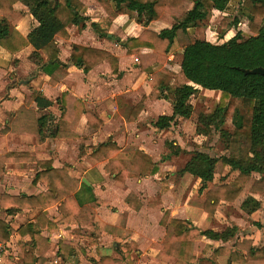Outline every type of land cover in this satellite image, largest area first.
I'll use <instances>...</instances> for the list:
<instances>
[{
	"label": "trees",
	"instance_id": "1",
	"mask_svg": "<svg viewBox=\"0 0 264 264\" xmlns=\"http://www.w3.org/2000/svg\"><path fill=\"white\" fill-rule=\"evenodd\" d=\"M17 1L25 3L31 14L39 21L28 36H24L17 28L21 15L15 11ZM107 11V15L98 21H91V27L100 37L109 36V28L113 20L121 15L134 16L144 28L137 36L128 37L124 45L129 54H134L140 67L150 74L148 82L152 88L150 95L154 98H168L172 95L173 111L171 114H161L155 121L158 128H170L179 119H188L195 112L191 98L199 93L201 88L219 91L218 101L209 112L200 111L197 120V133L207 136L213 126L220 129V139L224 151L212 155L205 150L193 152L192 156L180 167L176 174L182 176L189 172L200 178L203 186L208 188L205 197H191L189 204L202 208L213 218L221 203L234 204L237 198L247 191L248 195L241 203L242 210L252 213L262 206L264 197V74L252 73L247 70L264 66V0H96ZM86 4L81 0H0V45L17 52L32 44L35 50L30 59L51 75L50 82L56 84L66 74V64L58 58L59 49L56 36L69 38L67 26L75 24L85 27L89 17L83 14ZM215 10L225 13L219 32L236 28L241 22V16L248 20L249 36L244 37L241 29L228 39L213 42L195 35L194 29L206 26ZM237 11L235 14L234 12ZM153 20H163L169 26L161 30L148 28ZM12 24V27L10 26ZM227 28V29H226ZM238 28V27H237ZM224 29V31H223ZM148 49V51H145ZM41 52L46 54L44 60ZM71 62L88 72L98 63L107 60L113 72H118L119 59L108 50L74 43L72 45ZM180 66L178 71L173 66ZM61 103L59 124L67 121L76 122L86 115L88 124L98 129L105 122V117L74 94L64 91L58 98ZM29 101H36L40 108H47L54 102L46 97L40 89L31 95ZM26 107L18 112L22 113ZM143 103L129 105L124 109L128 121L138 118ZM56 115L46 112L37 119L39 142L51 136L50 129L56 120ZM226 119L232 121V129L224 127ZM58 124V123H57ZM63 131H57L55 136H65ZM170 140V141H169ZM166 145L171 151L163 154L168 159L172 154L183 151L175 139H167ZM89 156L95 160H108L105 169L116 180L125 182L128 177L153 175L159 171V165L153 157L141 150L135 149L128 157L120 155L121 147L114 141H105L98 145L85 147ZM25 153L8 152L5 159H18ZM28 159L31 157L28 155ZM34 159V158H32ZM41 170L37 178L46 182L47 190L38 195L0 194V208L21 209L35 207L42 209L32 223L21 228L23 234L29 233L32 240L22 241L20 255L24 264H42L46 258L45 252L50 244L48 238L40 234V230H57L60 224L75 219L90 220L87 213H93L89 207L81 206L77 198V188L80 180L71 177L68 172L70 165L61 168L52 166L50 160H37ZM229 167L236 171V176L228 182L214 181L217 174ZM254 173H259L256 176ZM171 176V175H168ZM82 184L86 190L91 187ZM137 195L131 192L127 196L130 206H136ZM60 203V217L49 220L44 210ZM106 204L102 199L93 202V207ZM161 224L166 226V235L160 242L153 243L164 258H175L174 264H197L198 256L195 250V240L206 235L215 239H229L237 231L236 226H230L223 231L212 229L200 230L192 220L170 217L166 210ZM0 221V231L5 233L0 239L5 241L12 231ZM235 250L220 246L214 249L211 257L214 262L220 254H229V264L241 261L245 264H264V244L255 246L251 239L245 238L235 243ZM136 249L134 241L124 243L112 254L101 257L93 264H133L131 251ZM245 250V253L243 252Z\"/></svg>",
	"mask_w": 264,
	"mask_h": 264
},
{
	"label": "crops",
	"instance_id": "2",
	"mask_svg": "<svg viewBox=\"0 0 264 264\" xmlns=\"http://www.w3.org/2000/svg\"><path fill=\"white\" fill-rule=\"evenodd\" d=\"M81 1L85 3L84 0ZM93 1L99 6L100 10H103V13L97 15L96 6L86 5L83 14L90 19L87 21L86 26L80 27L70 24L67 26L70 34L69 38L61 36L55 38L59 49L58 58L66 64V68H64L66 74L56 84L50 82L51 75L49 73L30 59V54L35 50L32 44L17 52H11L0 45V194L30 196L45 192L47 190L46 182L37 178L41 170L37 160H50L52 166L56 168L70 165L68 174L80 180L76 193L77 198L82 202L81 206L93 210L92 214H86L87 217L92 216L90 220L75 219L60 224L57 230H40V234L48 238L50 244L44 254L46 260L42 264H93L101 257L112 254L115 249H120L124 243L131 241L136 243V249L131 251V258L135 263L137 256L134 253H139L141 250L143 255L147 251H153L154 254L160 252L152 245L155 242L162 241L166 235V226L160 222L166 210H170V217L192 220L198 228L200 227V230L204 229L201 228L200 224L202 219L207 216V212L202 208L190 204L186 206L192 209L194 213L190 214L189 209L183 207L181 211L184 212L179 214L180 209L177 210L172 204L176 200L171 195L169 200L167 196V193L176 189L175 186L171 185L168 172L164 173L165 167L163 164L168 159L161 158L157 160L155 152L149 149V143L125 146L118 138L120 132H117V136L114 137V130L108 128L110 121L119 116L122 124L126 127V133L123 137L136 139L135 133L130 130L137 128L138 133L136 134L142 135L141 139L144 138L147 141V134H152L153 138L155 134H161L167 131L168 128H158L155 122L153 124L147 123L151 129L143 126L138 127L143 120L145 122L146 113L157 111L156 115L158 117L161 114H171L173 102L168 106L163 104L165 98H154L150 95L152 90L148 82L150 74L140 67L137 56L129 54L124 45L128 37L139 35L144 26L139 24L134 16L121 14L111 23L109 36L100 37L91 27V21H98L105 17L107 11L96 0ZM14 9L21 15L16 28L24 36H28L38 26L39 21L22 1H17L14 4ZM214 13H216L215 15H225L224 12L219 10H215ZM10 26L12 27L11 23ZM167 26H169V23H166V21L153 20L148 28L161 30ZM117 28L122 30L117 33L115 32ZM118 35L122 37H118ZM74 43L110 51L119 59L118 72H113L107 60L98 63L94 68L85 72L71 62L72 45ZM145 51H148V49H145ZM41 54L46 60V54L44 52H41ZM179 68L178 64L173 66L175 71H178ZM104 77H108L110 81ZM37 89H40L46 97L54 100L52 105L43 109L38 106L36 101H29L31 95ZM64 91L81 98L88 107L104 116L106 118L104 124L95 129L88 124L86 115H82L76 122L69 120L59 124L61 103L58 98ZM140 102L143 103V108L138 118L134 121H128L124 115V109L129 105H136ZM23 106L26 107L25 110L22 113L18 112ZM164 107L168 110L159 111L160 108ZM46 112H52L57 118L50 129L52 135L39 142L38 135L35 133L38 129L37 119ZM192 117L188 119L180 118L179 122H187L188 131L196 134L197 124L194 123ZM57 131H63L66 135L55 136ZM188 131L187 133H189ZM74 141L78 143L77 152L73 157H68V144H73ZM105 141L116 142L121 147L120 155L124 157H128L130 152L135 149H141L149 153L153 160L158 163L159 171L153 175L128 177L125 182L116 180L105 169L108 160H95L89 156L90 152L85 149L89 145H98ZM8 152H23L25 154L20 155L16 160L5 159L4 154ZM28 155L31 159H28ZM226 169L227 173L237 174L236 171H231L229 167ZM254 174L260 176L259 173ZM186 175L191 176L200 183L202 192L199 195H190L187 198V203L193 196L205 197L208 188H202L201 179L189 172L184 173L180 178ZM217 175L214 181L208 182L209 187L216 182L230 181L216 180ZM150 181L155 184L154 189L162 194L160 200L158 199L155 203H152L150 195L144 198L146 192H150L152 189L149 184ZM82 182L90 186L92 191L86 190ZM131 192L137 195L138 202L136 203H140L137 208H135L136 206H130L127 202V196ZM247 195L248 192L244 191L234 204H219L218 210L211 219L213 224L206 227V229L221 232L230 226H236L237 231L233 237L226 240L215 239L206 235L201 236L206 246L203 250L202 260H198L197 264L203 261L211 264H229L228 253L218 255L217 262L211 260L214 249L224 246L235 250V243L245 238L251 239L255 246L264 244L263 226H258V221L264 224V197L254 194V196L261 199L262 206L258 210L248 213L240 207ZM97 199L105 200L107 203L93 207V202H96ZM60 203L61 201L44 210L49 220H56L60 217ZM233 205L239 208V211H235V214L230 209L225 210L224 213L221 212V208ZM232 208L235 209V207ZM41 210L35 207H24L17 210L14 208H0V221L12 230L5 241L0 239L5 243L7 249L4 264H24V260L20 255V244L22 241H29L32 238L29 233L23 234L21 228L27 223L34 222ZM232 214L234 218H230L233 216ZM242 219L246 221L244 225ZM218 223H225L226 225L219 228L215 226ZM0 234L4 237V230L3 232L0 231ZM156 235L157 237H155ZM243 252L245 253V250ZM142 254L140 255L143 256ZM197 256L199 259L198 253ZM170 259L174 264L175 258L171 257ZM231 264L245 263L233 261Z\"/></svg>",
	"mask_w": 264,
	"mask_h": 264
},
{
	"label": "rangeland",
	"instance_id": "3",
	"mask_svg": "<svg viewBox=\"0 0 264 264\" xmlns=\"http://www.w3.org/2000/svg\"><path fill=\"white\" fill-rule=\"evenodd\" d=\"M84 1L87 6L88 5H90L91 7L96 6L97 15H99L100 13H103V10H100L99 6L96 5V3L93 0H84ZM234 13L236 14L237 11H235ZM215 14L216 13H213L212 18L208 21V24L206 26L203 25V26H200L194 29L196 36L209 39L210 41H213V42H221L224 39H227L230 36H232L234 32L236 33L237 29H241L243 31L244 37L249 36L250 30L248 27V20L246 19V17L241 16V22L238 24L237 26L238 28L237 27L231 28L232 31H230L231 29H227V28H226L227 31H224L223 29L225 33L223 37H220L219 32L222 31L221 21L224 15L222 14L215 15ZM120 30L122 29L117 28L115 32L119 33ZM118 37H122V36L118 35ZM104 78H108V77H104ZM108 80L110 81L109 78ZM218 98H219V91L208 90L204 88H201L199 93L191 98V101L195 106V112L192 114L194 123L197 124L198 113L200 111H205V112L211 111L213 107L215 106V103L218 101ZM163 104H167L168 106H170L172 104V95L169 94V97L165 98V100L163 101ZM164 109L168 110L167 108L164 107V108H160L159 111L164 110ZM156 112L157 111L147 112L146 113L147 118H145L146 119L145 122L143 120V122H141V125H139L138 127L143 126L145 128L148 127L149 129H151L147 123L150 122L151 124H153L156 121L158 117L156 115ZM223 126L228 127L230 129L234 128L232 121L230 119H226ZM108 128H111L114 130L113 131L114 137L117 136V132H120L118 135V138L120 139L122 144L124 143L125 146H129V145L136 146L138 144L149 143L150 144L149 149L155 152L157 160H160L163 157L164 153H167L172 150V148H168V146L166 145L167 139H175L178 143H180L181 147L183 148V151L180 152L178 155L172 154L171 157L168 158L166 163L163 164L165 167L164 173L168 172V174L171 175L169 177L172 183L171 185L176 187L175 191L172 190L170 193H167V196L169 200H170V195L173 196L174 200H176V202L173 201L175 204L174 203L172 204L174 205V207H176L177 210L180 209L178 211L179 214H182L184 212V211L183 212L181 211L183 210L181 208L186 207V209H189L186 205L189 204V202L187 203V198L190 195H199V194H202V192L200 188V183L197 180H194L191 176H187V175L180 178V176L176 174V171L184 165V163L192 156L193 152L196 151L197 149L205 150L212 155H218L220 153L225 152L223 148L222 140L220 139V129L216 128L215 126H213V130L209 135L204 136L198 133L196 134H194L193 132L190 133L188 131L189 127H188L187 122L185 123L177 122L175 124H172V126L168 128L167 131H164L161 134H155L153 138H152V134L151 135L147 134L148 136L147 141L144 140V138L141 139L142 135L140 136L139 134H136L138 133L137 128H133L130 130L132 133H135V136L137 137L136 139H127L123 137L124 133H126L125 131L126 127L125 125L122 124L121 119H119V116L116 119L110 121V123L108 124ZM187 131L189 133H187ZM87 136L88 134L86 135V138ZM72 143L73 144L69 143L67 147L68 153H69L68 157H73L77 152L76 149H78V143H76V141ZM225 169L222 173L217 175L216 180H220V179L231 180L236 176L235 173H232V172L227 173V169L226 170ZM172 172L174 174H171ZM151 183L152 181L149 182L152 189L150 190V192L147 191L146 195L144 194L143 195H144V198H147V196L150 195V198H152V203H155L158 201V199L160 200V197L162 196V194L158 193L157 190L154 189L155 184L154 183L151 184ZM142 185H143V182H142ZM237 206L233 205V206L226 207V208L223 207L221 208V212L224 213L225 210L230 209L232 210V213L235 214V211H239V208H238L239 206L238 207ZM232 207H235V209ZM189 213L192 214L194 212L192 209H189ZM230 218H234V215ZM211 219L213 218H210L207 213L206 218H203L201 221V224H200L201 228H206L209 225H212L213 223L211 222L212 221ZM245 222H246L245 219H242L243 225ZM258 222H259L258 226L259 227L263 226V230H264V224L261 221H258ZM225 225H226L225 223H218L215 226H218L220 228ZM155 237H157V235ZM138 238H140V236H138ZM196 240H195V249L197 250V253L199 255L198 260H202L203 250L206 244L201 237H198ZM152 247L155 248L153 245ZM142 252L143 251L141 250L139 253H134L137 256V259L135 260V263L133 264H172L173 263L170 258L162 257L160 252L154 254L153 251L151 252L147 251L145 255H143ZM140 254H142L143 256H141ZM200 264H211V263L203 261V262H200Z\"/></svg>",
	"mask_w": 264,
	"mask_h": 264
},
{
	"label": "built area",
	"instance_id": "4",
	"mask_svg": "<svg viewBox=\"0 0 264 264\" xmlns=\"http://www.w3.org/2000/svg\"><path fill=\"white\" fill-rule=\"evenodd\" d=\"M6 245L2 241H0V264H4V257L6 254Z\"/></svg>",
	"mask_w": 264,
	"mask_h": 264
},
{
	"label": "water",
	"instance_id": "5",
	"mask_svg": "<svg viewBox=\"0 0 264 264\" xmlns=\"http://www.w3.org/2000/svg\"><path fill=\"white\" fill-rule=\"evenodd\" d=\"M248 72H252V73H263L264 74V66H257L253 69H249L247 70ZM85 180V179H84ZM86 181V180H85Z\"/></svg>",
	"mask_w": 264,
	"mask_h": 264
}]
</instances>
